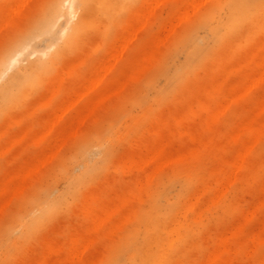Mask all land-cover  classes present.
Here are the masks:
<instances>
[{"label":"rangeland","instance_id":"1","mask_svg":"<svg viewBox=\"0 0 264 264\" xmlns=\"http://www.w3.org/2000/svg\"><path fill=\"white\" fill-rule=\"evenodd\" d=\"M23 1L0 0V59L16 44L27 50L0 87L17 68L31 73L12 97L0 94V264H264V0H202L193 11L192 0H155L154 11L147 0L76 5L83 29L34 74L77 15L45 35L38 26L57 0ZM148 5L149 15L139 10ZM185 6L180 15L192 14L177 22Z\"/></svg>","mask_w":264,"mask_h":264},{"label":"bare ground","instance_id":"2","mask_svg":"<svg viewBox=\"0 0 264 264\" xmlns=\"http://www.w3.org/2000/svg\"><path fill=\"white\" fill-rule=\"evenodd\" d=\"M13 2H14V4L16 3V2H18V1H20V2H18L19 4L21 3V1H23V0H12ZM66 1H68V3H67V11H64V3H63V0H57V1H54L53 2V4L48 8V10H47V12L45 13V15L43 16V18H42V20H41V22H40V24H39V26H38V29L40 30V32L41 33H46L45 35H49V34H47V32H49L50 34H52L54 31L52 30V32H51V29H53L54 27H55V25L57 24V23H55L58 19H60L59 17H62L63 18V16H65V15H67V17L65 16V18H66V22H68V23H66L65 25H67V26H70L69 25V21L70 22H72L71 21V19H73L77 14H76V12H77V10H76V5L78 6V8H81V10H85L86 8H87V5L91 2V1H93V0H66ZM104 1V0H103ZM155 0H153V1H151V0H149V2H148V0L146 1L148 4H152V2H154ZM157 1V0H156ZM161 0H158V2H160ZM202 0H192V2H189V5H191V10L192 9H196V8H198L199 7V5L202 3V2H204L205 0H203L202 2H201ZM207 1V0H206ZM7 2V1H6ZM24 2V4H25V0L23 1ZM158 2H154V3H156V6H157V3ZM201 2V3H200ZM2 3V2H1ZM8 3H10L11 5H12V2H8ZM99 4H98V6L100 5H104V4H102V0H99V2H98ZM146 3V4H147ZM116 4V3H115ZM146 4H145V6H146ZM159 4V3H158ZM186 5H188V3L186 2L185 3ZM154 4H152V6H153ZM13 6H15V5H13ZM145 6H142L139 10H142L144 13H146V14H150V13H152L153 11H154V6H153V11L151 12V6H149L148 5V7H147V9H146V11H145ZM7 7V6H6ZM92 8V7H91ZM150 8V10H148ZM184 8H186V10H189L190 11V8L189 9H187L188 7L187 6H185V7H181V11L180 10H178V15H176V17L175 18H178V16H179V18L182 16L183 17V19L185 18L184 16H187V13L189 12H186L185 10H184V12H185V14H184V16L183 15H180L181 13H183V10L182 9H184ZM23 9V6L22 5H19V6H16V7H13V9L12 10H8V7H7V11H4V13H1V14H4V16L3 15H1V16H3V18H5L6 17V14H7V12H8V14H10V15H12V16H16L17 14H19L20 12V10H22ZM139 10H138V12H139ZM137 11V10H136ZM147 11H149L148 13H147ZM193 11V10H192ZM19 12V13H18ZM180 12V13H179ZM141 14V13H138V14H140V15H142V16H145L146 17V15L145 14ZM148 14V15H149ZM188 14H192L191 12L190 13H188ZM10 15L8 16V17H10ZM140 15H139V17H140ZM147 15V16H148ZM141 16V17H142ZM77 20L76 21H74L73 23H72V25L68 28L67 26H65V25H63L64 26V28H62L63 30L64 29H66V28H68V31L65 33V35H64V32L66 31H62L63 32V35H64V40H63V43L60 45V47L58 48V49H56L55 51H54V53L52 54V56H51V58L49 59L50 61L49 62H41V61H36V62H34V63H32L31 65H30V69L31 70H33L32 72H33V74L34 73H36L37 71H45L46 69H47V66L49 65V63L51 62H53V61H55V59L58 57V55L60 54V53H62L65 49H67L68 47H70V45H71V43L77 38V36H78V34L80 33V31L83 29V26H84V21H83V19H82V16L81 15H77ZM178 18V19H179ZM143 19V18H142ZM142 19H140L139 21H142L143 22V24L146 22V18L144 19V21L142 20ZM177 19V20H178ZM129 20V19H128ZM131 20H132V18H131ZM181 20V18L177 21V22H179ZM0 21H3V23H5L6 22V20H3L2 18L0 19ZM134 21H135V19L133 18V23H134ZM58 22V21H57ZM2 22H0V29L2 28V24H1ZM141 23V22H140ZM55 24V25H54ZM139 24V23H138ZM5 25H7V24H3V26H5ZM53 25H54V27H53ZM140 25H142V23L140 24ZM140 25H134V26H138V27H140ZM173 25H175L174 23H173ZM173 25H171V29H169L170 30V32H171V30L173 29ZM176 25H178V23L176 24ZM133 26V27H134ZM129 28V27H128ZM128 28H127V30H128ZM131 28V27H130ZM137 30L139 29V28H137V27H135ZM169 28H170V26H169ZM133 29V28H132ZM136 29H133L134 31L136 30ZM35 30H37V29H35ZM126 30V31H127ZM133 30H128V31H131V32H133ZM169 30H167L168 32V34L170 33L169 32ZM125 31V32H126ZM62 32H60L59 34L60 35H58V36H60L59 38V41L61 40V38L63 37L62 36ZM124 32V33H125ZM136 32V31H135ZM134 32V33H135ZM123 33V34H124ZM166 33V34H167ZM133 34V33H132ZM163 34V33H162ZM162 34H161V38L159 37V40H157L158 42H156V43H163V41L162 40H160V39H163L162 38ZM167 34V35H168ZM125 35H126V33H125ZM129 34H128V32H127V38L128 39H130L129 37L130 36H128ZM41 36V35H40ZM125 36V37H126ZM122 37V36H121ZM124 36H123V38L124 39H126ZM164 37H165V35H164ZM168 37V36H167ZM37 38V37H36ZM123 38H122V41H123ZM132 38H133V36H132ZM166 38V37H165ZM95 39H96V37H95ZM33 40H35L34 38L31 40V44H29L30 46H32V41ZM58 39H56V36H55V41L54 42H56ZM119 40V39H118ZM58 41V42H59ZM125 41V44H127L130 40H124ZM160 41V42H159ZM114 42V41H113ZM112 42V43H113ZM119 42V41H118ZM127 42V43H126ZM52 43V42H51ZM50 43V44H51ZM116 43V42H115ZM124 43V42H123ZM155 43V44H156ZM28 44H26V46L28 45ZM54 44H56L57 45V42L56 43H54ZM53 44V45H54ZM119 44V46L120 47H122L121 45H122V43H118ZM117 44V45H118ZM121 44V45H120ZM125 44H123V47L125 46ZM151 44H153V43H151ZM158 44H156V46L158 45ZM110 46H112V48H114V50H115V48L116 47H113V45H111L110 44ZM156 46H153V47H155L156 48ZM33 47V46H32ZM51 45L49 46V47H46V52H47V54H49V52H50V50H52V48H53V46L51 47ZM123 47H122V49H123ZM150 47V46H149ZM25 48H28V46L27 47H25ZM34 48V47H33ZM50 48V49H49ZM24 49V47L23 46H21L20 44H16L13 48H12V50H10V51H8V52H6V54L0 59V78H2L3 77V75H5V73L6 72H8L9 70H12L11 68H14L15 66H17V64H18V62H21V61H23L22 63H24V59L22 60L21 58L22 57H24L25 55H27L26 54V52L25 51H27L26 49H25V51L23 50ZM30 49V47L28 48V50ZM45 49V48H44ZM48 50H49V52H48ZM25 52L24 54L25 55H23V53L22 52ZM30 51V50H29ZM36 52H37V50H35ZM115 51H117V50H115ZM115 51L113 52V49H112V55L110 54V52L108 53L109 55H107V56H113L114 57V59H116L117 58V56H116V54H118L117 52H119V51H117L116 53H115ZM154 51V50H153ZM34 52V51H33ZM33 52H30V53H33ZM45 52V51H44ZM151 52V51H150ZM37 53H39V52H37ZM42 53V52H41ZM41 53H39V54H41ZM119 53H121V52H119ZM21 55V56H20ZM29 55V54H28ZM42 56H44V54H41ZM121 55V54H120ZM247 55V54H246ZM249 55V54H248ZM45 56H46V53H45ZM116 56V57H115ZM145 56H147V54L145 55ZM47 57V56H46ZM148 57V56H147ZM112 58V57H111ZM111 58H108V60H107V63H108V61H110L111 62ZM146 58V57H145ZM264 58V57H263ZM18 59H21L20 61H18ZM106 59V58H105ZM110 59V60H109ZM113 59V58H112ZM113 59V60H114ZM260 59V58H259ZM146 60H148V58L146 59ZM248 60H250V59H248ZM263 60V59H262ZM261 60V61H262ZM103 62V61H102ZM101 62V63H102ZM108 63V67L107 68H109L110 67V65L112 66V62L111 63ZM114 62V61H113ZM147 62H149V61H147ZM151 62V61H150ZM153 62V61H152ZM77 63V62H76ZM76 63L74 64V65H76ZM107 63H106V61H104V63H102L101 64V66H98V67H100V68H98L100 71H102V70H104V72L106 71V69L104 68V67H106V65H107ZM259 63V62H258ZM263 63V62H262ZM106 64V65H105ZM103 65V66H102ZM261 65V66H260ZM260 68H261V70L262 69H264L263 67L264 66H262V64L260 63ZM96 66V65H95ZM16 68V67H15ZM17 69H19V70H16L15 72H14V74L10 77V80H9V82L7 81L3 86H1L0 87V94H1V96H3V97H6V98H10V97H12V96H10V95H13V93L12 92H14V89L15 88H17V89H15V91L17 90V92H18V88H21V86H22V84L25 82V80H26V76L27 75H31V73L29 74V73H27V70L26 69H24V68H17ZM66 69V68H65ZM65 69H64V71H65ZM94 70V71H99V70ZM8 70V71H7ZM99 71V73H101ZM108 71V70H107ZM126 71V70H125ZM60 72V74H61V70L59 71ZM68 73V72H67ZM94 73V72H93ZM93 73H91V74H93ZM108 73V72H107ZM259 70H258V73H257V78L259 77L260 78V75H259ZM263 73H264V70H263ZM125 74V73H124ZM259 75V76H258ZM125 76H127L126 74H125ZM124 75H123V77H125ZM261 76H262V74H261ZM264 76V75H263ZM262 76V77H263ZM15 77H17V78H15ZM30 76H28L27 78H29ZM83 77V76H82ZM91 77V76H90ZM101 77V76H100ZM103 77V76H102ZM120 77H122V76H120ZM119 77V78H120ZM255 77V78H254ZM261 77V78H262ZM18 78H20L19 80H18ZM91 78H96L95 76H92ZM252 78H254V79H256V82H257V80H259V78L257 79L256 78V74H254V76L252 77ZM260 78V79H261ZM3 79V78H2ZM61 79H62V77H61ZM87 79V83H89V81H91V84L93 85L92 87H94L97 83H98V81L97 80H100V79H97L96 78V80L94 79ZM125 79V78H124ZM123 78H121V81L122 80H124ZM254 79H252V80H254ZM38 80V79H37ZM92 80H93V82H92ZM117 80H119V79H117ZM126 80V79H125ZM251 79H250V81H248V82H251L252 81ZM40 81V80H39ZM120 80H119V82L118 83H120L121 82ZM84 83V82H83ZM83 83L80 85L82 88H83ZM87 83H86V85H87ZM121 83H125L124 81H122ZM46 84V83H45ZM57 84H58V82H57ZM85 84V83H84ZM250 84H252V83H250ZM66 85V84H65ZM114 85V84H113ZM123 84H121L120 85V88H122L121 86H122ZM248 86H249V83L247 84ZM245 86V88L243 87V91H244V89H245V92H247L246 90H249L251 87H249L248 88V86ZM49 86V85H48ZM250 86H253V85H250ZM51 87V86H50ZM80 87V89H82ZM219 88V87H218ZM247 88V89H246ZM84 89H86V91L85 92H87V87L86 88H84ZM90 89H91V85H90ZM113 90V89H112ZM120 90V89H119ZM241 91V90H240ZM80 92H82V93H84V91L82 90V91H78V92H75V93H73V95L72 96H74V94L76 95V93H79V95H77V96H79L78 98H80L81 97V95H83V94H80ZM106 92H108V91H106ZM241 93V92H240ZM239 92L236 94L238 97L239 96H241L242 94H243V92H242V94H240ZM85 94V93H84ZM104 94H106V93H104ZM104 94H102V96L104 95ZM108 94V93H107ZM235 94V93H234ZM240 94V95H239ZM246 94V93H245ZM99 95H101V93L99 94ZM10 96V97H9ZM76 96V97H77ZM75 97V99L76 100H74V99H72L71 97H69L70 99H67V100H71V104H72V102H74L75 103V101H77V98ZM104 97V96H103ZM74 98V97H73ZM231 98V97H230ZM229 98V99H230ZM104 99H106V97L104 98ZM238 99V98H237ZM49 100V99H48ZM67 100H65L63 103H65ZM72 100H74V101H72ZM92 100V99H91ZM95 99L94 100H92L91 102H89V103H91L92 105H95ZM47 102V101H46ZM231 101H229L228 102V106H229V103H230ZM61 104H63L62 102H60ZM68 101L65 103V104H63L64 106H66V108L68 107V105L70 104V103H68ZM263 103H264V101H263ZM263 103H262V105H263ZM60 104V105H61ZM70 104V105H71ZM59 105V106H60ZM69 105V106H70ZM73 105V104H72ZM90 107H91V105L90 104H88ZM223 105V104H222ZM226 105H227V102H226V104H224L223 106H224V109H225V107H226ZM262 105L260 106V107H262ZM64 106H60L59 108L60 109H64V110H61V112L62 111H65V109L66 108H61V107H64ZM219 106H221L220 105V103H219ZM258 106V107H259ZM93 107H95V106H92L90 109H88V110H90V112H91V110H92V108ZM58 108V107H57ZM56 108V109H57ZM222 109V107H220V110ZM255 110H257V108L255 109ZM260 110H261V108H260ZM58 111V110H57ZM222 111H224V110H222ZM60 112V113H61ZM82 112V111H81ZM84 112V111H83ZM85 112H86V110H85ZM219 113H217V114H220V113H222L221 111H218ZM259 112H261V111H259ZM56 114H57V112H56ZM81 114V113H80ZM58 115V114H57ZM79 115V114H78ZM60 117H61V114L59 115ZM82 116V115H81ZM80 116V118L82 119V117ZM86 116V115H85ZM217 116V115H216ZM78 117V116H77ZM53 118H56L57 119V117H55V114H54V117ZM83 118H85V117H83ZM255 118V117H254ZM51 119H52V117H51ZM48 120H49V118H48ZM53 120H55V119H53ZM52 120V121H53ZM78 120H79V118H78ZM83 120V119H82ZM82 120H80L81 121V123H82ZM244 120H245V118H244ZM251 120V119H250ZM50 122H51V120L49 121V124H50ZM56 122V121H55ZM53 123V122H52ZM51 123V124H52ZM77 123V122H76ZM76 123H75V125H76ZM238 123V122H237ZM48 125V124H47ZM73 125H74V122H73ZM219 125V124H218ZM239 125V124H238ZM254 125H256V124H254ZM50 127H51V125H49ZM242 126V125H241ZM258 126V128H260L259 126L260 125H256V127ZM49 127V128H50ZM48 127H47V129H48V131L50 130ZM73 128V127H72ZM76 128V127H75ZM208 128V127H207ZM206 128V129H207ZM243 128V127H242ZM74 129V128H73ZM44 130V129H43ZM237 130V129H236ZM235 130V131H236ZM46 128H45V133H46ZM74 131H75V129H74ZM74 131L72 132L73 134H74ZM231 131V130H230ZM245 131V130H244ZM224 132V131H223ZM44 133V134H45ZM71 133V134H72ZM207 133V132H206ZM257 133V132H256ZM43 134V135H44ZM209 134V133H208ZM207 134V135H208ZM236 134V133H235ZM238 134H239V132H238ZM70 135V134H69ZM254 136L253 137H256V135H255V133L253 134ZM258 135H260V133H258ZM18 136V135H17ZM63 136V135H62ZM238 136V135H237ZM59 136H57V139H60V138H58ZM64 139V138H63ZM56 140V139H55ZM254 140V139H253ZM56 141H59V140H56ZM55 141V142H56ZM61 141H62V139H61ZM64 141V140H63ZM47 142H48V140H47ZM53 142V141H52ZM55 142L53 143V144H55ZM250 142H252V140L250 141ZM250 142L249 143H246V145H248V146H250L249 144H250ZM59 143V142H58ZM60 143H62V142H60ZM231 143V142H230ZM254 144V143H253ZM51 145V144H50ZM58 144L56 143V146H57ZM252 145V144H251ZM112 146H114V145H112ZM165 146V145H164ZM163 146V147H164ZM47 147H49V148H51V146H47ZM99 147V146H98ZM162 147V148H163ZM245 147V146H244ZM243 147V148H244ZM247 147V146H246ZM251 147V146H250ZM56 148V147H55ZM58 148L59 147H57V149H56V151L58 150ZM249 148V147H248ZM42 149H44V147L42 148ZM60 149V148H59ZM51 150H53V146H52V148H51ZM55 150V149H54ZM52 151L53 153L54 152H56V151ZM163 150L164 149H159V150H157L156 151V153H154L155 155L154 156H156V158H159L160 156H161V154H162V152H163ZM250 150V148L249 149H247V151H249ZM43 151V150H42ZM46 152H44L45 154H47V152L48 151H50V149L49 150H45ZM243 151V150H242ZM51 152V151H50ZM50 152H48V155L50 154V157H51V155L53 154H51ZM43 153V154H44ZM151 153H153V149H152V152ZM240 153L241 154H239V156L241 157V159H242V156L244 155V151H243V154H242V152L240 151ZM43 154L42 155H40L41 156V158L40 159H42V156H43ZM44 154V156L46 157H48V155H45ZM55 154V153H54ZM37 156V155H36ZM154 156H152V157H154ZM174 156V155H173ZM45 157H43L45 160H46V158ZM244 157V156H243ZM174 158V157H173ZM172 158V159H173ZM38 158L36 157V160H37ZM44 159H42V162H43V160ZM151 157H150V159H147V160H150L151 161ZM172 159H170V157H169V159L168 158H165V159H163L162 160V162H160L161 163V165H159V167L160 166H163L164 165V163L166 162H169V161H171ZM44 160V161H45ZM48 160H50V158H48ZM147 160H146V162H147ZM205 160V159H204ZM30 161V160H29ZM33 161H34V159H33ZM41 160H37L36 161V163L37 162H39V164H40V166H41V162H40ZM242 161V160H241ZM240 161V162H241ZM30 163V162H29ZM34 163V164H33ZM35 162H32V164L33 165H35L36 164ZM166 163H165V165H166ZM38 164V163H37ZM43 164V163H42ZM163 164V165H162ZM238 164V163H237ZM32 165V166H33ZM141 165V164H140ZM26 166V165H25ZM31 166V165H30ZM32 166L29 168V171H37V168H35L36 166L37 167H39L38 165H36L34 168L36 169H32ZM27 167V169H28V167H29V165L28 166H26ZM235 167V166H234ZM237 167V166H236ZM235 167V168H236ZM239 167V166H238ZM238 167L235 169V170H237L238 169ZM142 168V167H141ZM160 169V168H159ZM24 171H21V172H23V174H21L22 176H20V174H19V176L20 177H23V178H25L27 175L25 174L26 172H27V170H26V168L24 167V169H23ZM25 170H26V172H25ZM150 170V169H149ZM234 170V171H235ZM25 172V173H24ZM30 174L32 173V172H29ZM234 173V172H233ZM232 173V174H233ZM23 175H25V177L23 176ZM153 175V174H152ZM236 175V174H235ZM6 176V175H5ZM8 177V176H7ZM22 178V179H23ZM125 178H126V176H125ZM151 178V177H150ZM231 178V177H230ZM8 179V178H7ZM18 179V178H17ZM20 179V178H19ZM152 179V178H151ZM9 180V179H8ZM232 180V179H231ZM22 180H20L19 182H21ZM230 181V180H229ZM229 181H227V183L229 182ZM232 182V181H231ZM230 182V183H231ZM226 184V183H225ZM24 185H26V184H24ZM142 185V184H141ZM15 186H16V184H15ZM15 186H14V189H16V188H19L20 187V191L23 189L21 186H16V188H15ZM219 186V185H218ZM217 187V186H216ZM223 187V186H222ZM22 188V189H21ZM224 191V190H223ZM222 191V192H223ZM14 193L16 192V190L15 191H13ZM200 193V192H199ZM216 193H218V192H216ZM220 193H221V191H220ZM8 196L10 195V192L7 194ZM7 195H6V198H7ZM12 193H11V198H12ZM221 195V194H220ZM5 197H4V199H2L1 198V200H8V202L10 201L9 199V197H8V199H6ZM217 198V197H216ZM218 198H219V196H218ZM217 198V199H218ZM37 200V199H36ZM35 200V201H36ZM215 200V199H214ZM7 202V201H6ZM6 202L4 201L3 203H5L6 204ZM5 204H2V202H1V207H0V209L1 208H3L2 207V205H5ZM112 205H114V203L112 204ZM114 207V206H113ZM114 210V209H113ZM112 210V211H113ZM202 211V210H201ZM34 212V211H33ZM35 213V212H34ZM39 213V212H38ZM178 213V212H177ZM200 213V212H199ZM198 213V214H199ZM227 213V212H226ZM107 214H109L108 216H110L111 215V213H107ZM201 214V213H200ZM181 215V214H180ZM102 217V218H101ZM101 219H103L104 217H103V215H101ZM122 217V216H121ZM120 217V218H121ZM170 217V216H169ZM199 218V217H198ZM101 219H99V220H101ZM104 220H105V218H104ZM121 220H123L122 218H121ZM172 222V221H171ZM99 223H101V221H99ZM98 223V224H99ZM34 225H37V223L35 224L34 223ZM178 226H179V224H178ZM177 226V227H178ZM96 227V226H95ZM111 227V226H110ZM166 227V226H165ZM175 227V226H174ZM102 229V228H101ZM170 229V228H169ZM98 230V229H97ZM103 230V229H102ZM155 233V232H154ZM158 233V232H157ZM163 234H164V232H163ZM155 236V235H154ZM156 237V236H155ZM227 237V236H226ZM76 239V238H75ZM75 239H73V240H75ZM48 240V239H47ZM50 240V239H49ZM172 241H173V239H172ZM57 244V243H56ZM76 244V243H75ZM74 244V245H75ZM86 244V243H85ZM85 244L84 245H82L83 247H85ZM88 244H89V242H88ZM222 245V244H221ZM66 246V245H65ZM75 247V246H74ZM257 247V246H256ZM81 249V248H80ZM73 251H78V248H74L73 249ZM80 251V250H79ZM83 252V250H81V252L80 253H82ZM218 252V251H217ZM77 253H79V252H77ZM88 252H86V254H87ZM98 253V252H97ZM219 253V252H218ZM76 255H79V254H76ZM81 255V254H80ZM80 255H79V257H80ZM214 255V254H213ZM211 256V257H214V256ZM97 257V256H96ZM93 260H94V258H92ZM94 261H97V260H94ZM35 264V263H34ZM49 264V263H48ZM90 264H93V263H90ZM95 264V263H94Z\"/></svg>","mask_w":264,"mask_h":264}]
</instances>
